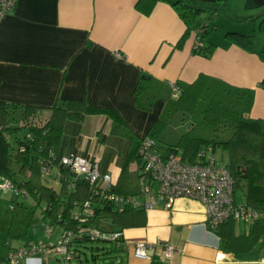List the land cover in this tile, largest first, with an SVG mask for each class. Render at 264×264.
Returning <instances> with one entry per match:
<instances>
[{
	"label": "crops",
	"instance_id": "1",
	"mask_svg": "<svg viewBox=\"0 0 264 264\" xmlns=\"http://www.w3.org/2000/svg\"><path fill=\"white\" fill-rule=\"evenodd\" d=\"M136 2L17 0L11 10L0 12V100L49 107L59 100L84 99L117 109L128 131L113 132L104 115H86L80 123H66L60 148V154L91 155L99 173L110 174L112 181L123 168H136L135 159L130 158L136 137L147 131L163 106L160 98L148 111L136 106L133 88L141 73L167 87L176 80L191 82L203 73L253 88L249 116L264 119V88L259 86L264 62L256 53L216 36L206 39L215 45L209 57L194 54L193 32V38L176 48L185 26L170 3L158 0L144 14L136 9ZM245 33L254 34L256 46L264 43L262 32ZM48 114V109L41 110V115ZM135 215L136 224L122 229V264H264V233L249 247L243 238L228 245L224 234L246 235L249 226L232 221L210 229L205 207L196 199L176 197L169 205L138 210ZM4 223L0 225V264H51L55 257L43 253L10 261V251L34 242L10 238L9 224L4 228ZM136 242L153 246L138 257L133 251ZM165 243L173 248L170 256L164 251Z\"/></svg>",
	"mask_w": 264,
	"mask_h": 264
},
{
	"label": "trees",
	"instance_id": "2",
	"mask_svg": "<svg viewBox=\"0 0 264 264\" xmlns=\"http://www.w3.org/2000/svg\"><path fill=\"white\" fill-rule=\"evenodd\" d=\"M158 0H137L136 9L149 14ZM184 23V30L175 47L180 48L191 32L195 35L192 52L209 57L215 45L205 39L215 23L211 19L223 14L231 20H241L232 11L227 0H167ZM247 8L264 6V0H246ZM240 18V19H239ZM245 19V18H244ZM259 31L264 34V16L260 20ZM224 37L240 48L254 52L264 62V43L254 44V34L227 31ZM201 44L198 45L195 42ZM264 88V77L259 82ZM135 104L143 110H150L155 101H163L158 117L147 131L136 137L130 158L135 159L136 168H123L108 191L122 195L139 193L140 165L138 147L145 137L151 138L162 152L176 151L188 162L199 160V149H217L227 154L224 165L233 181V193L241 188L245 208L260 214L249 226L246 235L231 238L224 234L226 244L243 238L249 247L264 233V119L249 116L253 103L254 89L230 84L217 77L203 73L191 82L174 81L169 87L147 73H141L133 88ZM48 109L49 114L41 115ZM180 111L185 118V129L173 141L165 136V128L175 112ZM99 114L110 119L113 132L128 131V124L117 109L95 105L84 99L56 101L49 107L18 104L0 100V178H9L17 187L25 190L22 197L32 198V205L14 200L7 234L10 238L24 239L26 230L36 224L34 210L39 206L40 217L48 219L54 226L77 234L71 247L77 253L86 241L108 242L106 252H121L122 229L136 224L137 207H119L110 200L99 196L100 186L90 184L83 177L74 175L61 163V158L74 151L60 154L63 143L64 126L68 121L80 123L86 115ZM22 132V134H20ZM91 156V155H87ZM84 156V157H87ZM94 158V157H93ZM97 162V160H96ZM15 164V166H13ZM98 167V166H97ZM50 170V174L42 171ZM63 177L58 190L43 182L49 176ZM90 203V214H84V202ZM235 202V199H234ZM236 203V202H235ZM81 218L84 220L81 221ZM233 218L219 224L230 225ZM92 227L105 233L117 231L120 237L90 239L80 228ZM226 231V230H225ZM219 233V229L217 230ZM221 234V232H220ZM222 235V234H221Z\"/></svg>",
	"mask_w": 264,
	"mask_h": 264
},
{
	"label": "built area",
	"instance_id": "3",
	"mask_svg": "<svg viewBox=\"0 0 264 264\" xmlns=\"http://www.w3.org/2000/svg\"><path fill=\"white\" fill-rule=\"evenodd\" d=\"M17 0H0L1 14L11 10ZM196 44L201 43L196 41ZM199 160L188 162L182 159L176 151L162 153L156 143L149 137L141 140L138 147L140 178L139 193L137 195H122L108 191L112 186L110 174H100L96 159L92 156L69 154L61 158V163L74 175L83 177L90 184L100 186L99 196L112 201L119 207H137L148 209L160 204L169 205L176 197H189L200 201L206 212V224L210 229L229 218L243 222L250 226L260 216L259 213L238 205L234 202L233 181L227 167L215 160L213 151L202 147L198 151ZM46 174L50 170L42 168ZM63 175L56 174V179ZM0 189L12 191L16 196L25 195V190L17 187L9 178H0ZM84 214H90L89 201L82 206ZM84 219L81 218V221ZM85 231L90 239L108 237L116 240L120 237L117 231L102 232L96 228L83 227L79 232ZM77 234L70 230H63L53 243L37 242L28 246H20L16 251H10L8 258L16 262L21 257H29L36 253H43L46 257H60L66 261L76 257L77 253L71 247V241ZM153 243L136 242L133 245L134 254L138 257L146 255V249ZM164 251L170 256L173 248L164 244Z\"/></svg>",
	"mask_w": 264,
	"mask_h": 264
},
{
	"label": "rangeland",
	"instance_id": "4",
	"mask_svg": "<svg viewBox=\"0 0 264 264\" xmlns=\"http://www.w3.org/2000/svg\"><path fill=\"white\" fill-rule=\"evenodd\" d=\"M174 1V0H172ZM229 6L236 16L241 17V20H231L223 14H219L211 19V23H215V27L211 28L208 34L205 36V39H216V36L224 37L225 32L227 31H236V32H252L256 31L259 34L260 20L264 16V6L259 8H247L245 6L246 0H227ZM245 18V19H244ZM240 19V18H239ZM253 34V33H251ZM192 37L193 34L186 38ZM185 40V41H186ZM255 44V42H254ZM256 46V45H255ZM260 47V46H256ZM170 123L165 128V136L171 141L175 140L179 133L185 129V118L184 115L178 111L173 114L170 119ZM22 134V132H20ZM212 155L215 157V160L220 163H225L227 159V154L221 150H215ZM15 166V164H13ZM43 182L47 185L52 186L54 189L58 190L60 187V182L53 176L47 177ZM234 198L236 204L241 205L244 203V194L241 188H237L234 193ZM17 200L22 201L24 204L30 206L32 205V198H23L22 196H16L12 191H4L0 189V225H3L4 228H7L9 224V218L11 217V210L8 206L9 201ZM13 203V202H12ZM33 218L36 221L34 226H30L26 230V235L23 239L25 243L39 241L42 242H53L58 238V234L61 233V229L57 225H53L48 219H42L40 217V208L39 206L35 208ZM53 231L51 236L48 235L49 231ZM52 240V241H51ZM110 248L108 242L100 241H86L81 251L79 252V257H74L69 261H66L60 257H55L50 259L52 264H122L120 252H106V249ZM51 257V256H50Z\"/></svg>",
	"mask_w": 264,
	"mask_h": 264
}]
</instances>
